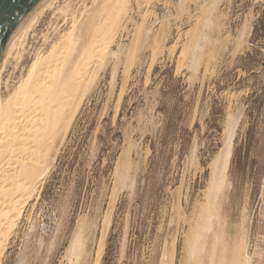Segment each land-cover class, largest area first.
I'll use <instances>...</instances> for the list:
<instances>
[{
	"label": "rangeland",
	"instance_id": "rangeland-1",
	"mask_svg": "<svg viewBox=\"0 0 264 264\" xmlns=\"http://www.w3.org/2000/svg\"><path fill=\"white\" fill-rule=\"evenodd\" d=\"M105 1L57 0L8 54L13 38L1 95ZM129 13L3 264H95L100 247L99 264H218L234 239L264 264V0H132Z\"/></svg>",
	"mask_w": 264,
	"mask_h": 264
},
{
	"label": "bare ground",
	"instance_id": "bare-ground-1",
	"mask_svg": "<svg viewBox=\"0 0 264 264\" xmlns=\"http://www.w3.org/2000/svg\"><path fill=\"white\" fill-rule=\"evenodd\" d=\"M56 1H44L32 14L14 36L8 54L37 17ZM131 6L132 0H106L84 24L80 22L82 14H74L68 19L69 28L48 50L36 55L13 91L5 97L0 93V264H3L24 212L37 197L51 168V153L59 131L67 126L70 116L79 109L86 88L103 64L105 54L130 14ZM5 61L0 68V80ZM221 182L213 179L211 192L219 191ZM211 196H208L207 207L202 209L191 241L194 246L192 255L198 254L206 245L204 231L210 227L207 224L213 212ZM238 241L229 242L218 264H250L246 247ZM100 255L101 247L95 264H99Z\"/></svg>",
	"mask_w": 264,
	"mask_h": 264
},
{
	"label": "water",
	"instance_id": "water-1",
	"mask_svg": "<svg viewBox=\"0 0 264 264\" xmlns=\"http://www.w3.org/2000/svg\"><path fill=\"white\" fill-rule=\"evenodd\" d=\"M46 0H0V66L8 44Z\"/></svg>",
	"mask_w": 264,
	"mask_h": 264
}]
</instances>
